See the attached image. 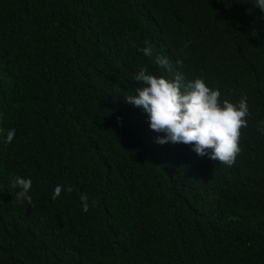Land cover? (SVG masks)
<instances>
[{"label": "trees", "instance_id": "16d2710c", "mask_svg": "<svg viewBox=\"0 0 264 264\" xmlns=\"http://www.w3.org/2000/svg\"><path fill=\"white\" fill-rule=\"evenodd\" d=\"M146 41L221 101L247 97L232 166L157 144L125 103L141 67L168 76L138 51ZM261 121L254 0H0V129L16 133H0V264H264ZM17 175L33 205L15 199Z\"/></svg>", "mask_w": 264, "mask_h": 264}, {"label": "clouds", "instance_id": "9594fccd", "mask_svg": "<svg viewBox=\"0 0 264 264\" xmlns=\"http://www.w3.org/2000/svg\"><path fill=\"white\" fill-rule=\"evenodd\" d=\"M254 4L264 11V0H254ZM132 46H136L135 42ZM187 46L186 42L184 47ZM138 51L168 74L157 76L141 67L133 79L142 86L136 88V94L124 97L125 103L142 108L148 114L152 131L164 134L155 137V142L160 145L169 142L192 145L197 155H207L220 164L232 166L242 151V129L248 126L250 112L247 97L242 96L235 103L228 99L221 101L219 88L210 87L202 77L186 79L184 73L175 70L169 58L156 53L149 42L146 41ZM177 65L182 69L183 61L178 59ZM260 123L257 130L264 134V121ZM0 133H6L7 144L12 143L16 134L15 129H0ZM32 183L31 178L19 175L12 178L11 187L19 189L15 194L17 201L33 205L29 194ZM62 190L61 185L55 187L54 200ZM66 190L70 193L73 189L68 187ZM80 199L82 209L88 211L87 194H81Z\"/></svg>", "mask_w": 264, "mask_h": 264}]
</instances>
